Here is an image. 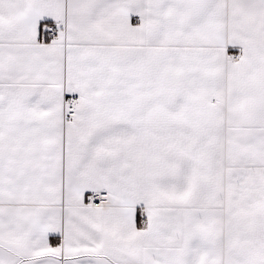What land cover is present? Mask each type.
Listing matches in <instances>:
<instances>
[{"label":"snow or ice","instance_id":"1","mask_svg":"<svg viewBox=\"0 0 264 264\" xmlns=\"http://www.w3.org/2000/svg\"><path fill=\"white\" fill-rule=\"evenodd\" d=\"M0 264H264V0H0Z\"/></svg>","mask_w":264,"mask_h":264}]
</instances>
